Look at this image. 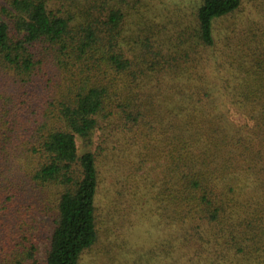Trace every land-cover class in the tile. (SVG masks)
I'll return each instance as SVG.
<instances>
[{
  "label": "trees",
  "instance_id": "trees-1",
  "mask_svg": "<svg viewBox=\"0 0 264 264\" xmlns=\"http://www.w3.org/2000/svg\"><path fill=\"white\" fill-rule=\"evenodd\" d=\"M126 215L158 264H264V0H0V264Z\"/></svg>",
  "mask_w": 264,
  "mask_h": 264
},
{
  "label": "rangeland",
  "instance_id": "rangeland-1",
  "mask_svg": "<svg viewBox=\"0 0 264 264\" xmlns=\"http://www.w3.org/2000/svg\"><path fill=\"white\" fill-rule=\"evenodd\" d=\"M154 226L149 216L126 215L111 239L101 236L99 244L82 255L80 264H158L151 254L162 237Z\"/></svg>",
  "mask_w": 264,
  "mask_h": 264
}]
</instances>
